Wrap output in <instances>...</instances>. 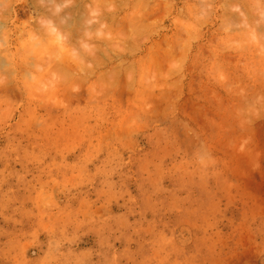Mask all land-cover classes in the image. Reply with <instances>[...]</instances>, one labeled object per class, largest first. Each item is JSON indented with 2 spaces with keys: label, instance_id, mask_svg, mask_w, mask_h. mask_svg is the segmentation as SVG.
I'll return each mask as SVG.
<instances>
[{
  "label": "clouds",
  "instance_id": "9594fccd",
  "mask_svg": "<svg viewBox=\"0 0 264 264\" xmlns=\"http://www.w3.org/2000/svg\"><path fill=\"white\" fill-rule=\"evenodd\" d=\"M16 114L87 154L63 187L0 168V264H264V0H0Z\"/></svg>",
  "mask_w": 264,
  "mask_h": 264
},
{
  "label": "rangeland",
  "instance_id": "374dc122",
  "mask_svg": "<svg viewBox=\"0 0 264 264\" xmlns=\"http://www.w3.org/2000/svg\"><path fill=\"white\" fill-rule=\"evenodd\" d=\"M17 117L18 114L14 116L13 123H10L7 128L0 129V148H8L10 141L14 139L16 143L22 145L23 150L13 153L11 159L0 161V168L7 166L9 171L21 175L27 172L25 180L33 181L35 178V181L41 185L53 184L63 187L61 182L72 175V168L86 156L87 144L68 139L58 148H44L38 141V137L31 134L24 125L15 124ZM26 153L30 154L27 155V158H25ZM88 167L94 170V163L89 164ZM8 183L12 186L13 191L18 192L20 198L23 199L26 189L19 185L16 177H10ZM129 191L135 195L134 184L130 183ZM54 195L63 197L65 193L56 192ZM26 203L31 206V201H26ZM120 203L112 205L114 212L119 213L122 210Z\"/></svg>",
  "mask_w": 264,
  "mask_h": 264
}]
</instances>
